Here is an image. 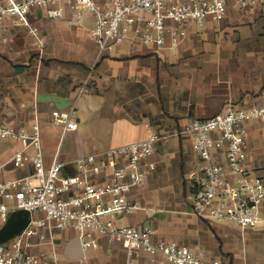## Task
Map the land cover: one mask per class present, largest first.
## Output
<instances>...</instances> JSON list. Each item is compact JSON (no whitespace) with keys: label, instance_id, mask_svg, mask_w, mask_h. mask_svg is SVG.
<instances>
[{"label":"crops","instance_id":"0c3cea01","mask_svg":"<svg viewBox=\"0 0 264 264\" xmlns=\"http://www.w3.org/2000/svg\"><path fill=\"white\" fill-rule=\"evenodd\" d=\"M64 8L58 19L41 7L31 10L44 46L14 19L0 24V121L30 131L38 121L48 167L158 132L146 160L155 168L127 194L139 208L117 223L151 227L155 241L204 251L207 264H264V224L241 227L193 211L191 173L199 172L200 161L192 136L181 130L188 120L213 116L229 103L264 102V9L230 0L224 18L190 22L177 47L170 38L159 49L129 39L101 49L91 34L93 14L73 24L74 13ZM70 106L77 111L76 129L52 122L54 109ZM247 146L249 168L263 174L264 129L257 123L249 126ZM21 148L20 141L0 137V181L34 172L31 162L13 165ZM30 241L29 249L51 264H172L162 255L129 250L109 234L94 233L85 247L76 228L53 221Z\"/></svg>","mask_w":264,"mask_h":264},{"label":"built area","instance_id":"2783aa9c","mask_svg":"<svg viewBox=\"0 0 264 264\" xmlns=\"http://www.w3.org/2000/svg\"><path fill=\"white\" fill-rule=\"evenodd\" d=\"M229 1L0 0V24L7 18L14 19L27 26L36 42L44 46V38L30 21L31 10L41 7L49 18L58 19L68 6L74 13L73 24L85 13L93 14L91 34L101 49H112L129 39H139L159 49L169 38L171 46L177 47L190 22L202 24L208 16L224 18ZM233 1L242 8L264 9V0ZM75 113L74 106L56 108L51 119L65 129H76ZM253 123L264 129V102L248 106L229 103L220 113L183 124L181 130L192 136L200 161L199 172L191 173L193 186L188 195L198 216L241 227L264 224V173L257 174L249 168L247 135ZM0 137L20 141L22 148L11 157L15 167L28 162L34 166L30 175L0 181V227L13 212H31L28 226L0 243V264H51L44 254L29 249L30 238L51 221L59 228H76L85 247L93 243L94 233L109 234L129 250L162 255L172 264H207L204 251L175 241H155L156 232L151 227L117 223L119 217L139 208L127 194L143 184L155 168L146 160L160 139L158 132L151 131L144 139L81 155L73 161L57 160L49 167L38 121L32 131L0 121ZM94 176L103 180H95ZM36 211L41 214L34 215Z\"/></svg>","mask_w":264,"mask_h":264},{"label":"water","instance_id":"95a60500","mask_svg":"<svg viewBox=\"0 0 264 264\" xmlns=\"http://www.w3.org/2000/svg\"><path fill=\"white\" fill-rule=\"evenodd\" d=\"M30 219L31 212L28 210L13 212L8 222L0 227V243L7 242L16 234L21 233L28 226ZM75 250L78 252V247ZM77 256H80V253Z\"/></svg>","mask_w":264,"mask_h":264},{"label":"rangeland","instance_id":"374dc122","mask_svg":"<svg viewBox=\"0 0 264 264\" xmlns=\"http://www.w3.org/2000/svg\"><path fill=\"white\" fill-rule=\"evenodd\" d=\"M76 113H77V111H76ZM39 214H41L40 211H36V212L34 213V215H39Z\"/></svg>","mask_w":264,"mask_h":264}]
</instances>
